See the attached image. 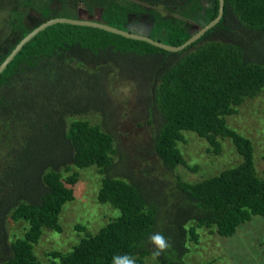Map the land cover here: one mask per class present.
<instances>
[{"label":"trees","instance_id":"16d2710c","mask_svg":"<svg viewBox=\"0 0 264 264\" xmlns=\"http://www.w3.org/2000/svg\"><path fill=\"white\" fill-rule=\"evenodd\" d=\"M101 1L86 0L95 5L105 1L101 5L118 22L108 24L123 30L130 31V20L155 13L147 36L171 46L182 44L197 31L198 27L192 31L187 28V19L205 26L219 10V0H208L205 5L201 0H174L170 11L157 4L147 7L148 1ZM49 13L43 7L46 20L54 18ZM41 23L32 28L19 23L20 40ZM230 32L243 33V41L207 44L215 33ZM17 43L0 51V64ZM108 53L154 59L156 75L158 68L165 66L154 95L161 123L151 141V152L164 166L175 169L184 164L178 145L184 141L185 132L196 133L214 146L218 135L230 137L242 160L197 182L184 181L178 175L165 181L146 170L139 171V178L118 177L109 173L117 153L111 133L81 120L61 133L63 124H59V137L69 151L67 161L79 168L99 169L103 177L98 199L110 202L118 215L97 232H86L70 250L49 253L50 264H111L114 254L123 253L142 264L144 257L151 255L147 237L154 232L163 233L171 243L156 258L158 264H189L183 256L188 235L197 237L196 225L215 224L217 232L227 236L252 216H264V177L255 168L253 146L249 139L228 128L224 118L234 114L246 99L264 91V0H224L220 22L176 53L99 28L59 23L31 39L0 75V191L21 185L16 191L27 200L14 203L12 218L28 223L24 236L13 240L0 255V264H43L33 246L44 228L61 230L59 213L73 197L66 183H74L76 174L63 179L58 169L41 165V158L25 160L31 148L28 143L39 137L32 133L51 130L54 115L75 110V90L80 84L74 83L78 86L75 88L65 86L72 73L67 71L69 62ZM171 57L177 58L167 65ZM64 96L70 104L61 98ZM45 112L47 117L42 115ZM16 162L21 166L15 168ZM142 179L149 184L144 186ZM191 221L196 225H188ZM77 227L84 229L82 225ZM2 240L0 237V244ZM262 244L264 247V240Z\"/></svg>","mask_w":264,"mask_h":264},{"label":"rangeland","instance_id":"374dc122","mask_svg":"<svg viewBox=\"0 0 264 264\" xmlns=\"http://www.w3.org/2000/svg\"><path fill=\"white\" fill-rule=\"evenodd\" d=\"M137 1H148L145 3L147 7L155 4L165 6L168 11L173 9L174 3V0ZM206 1L208 0L199 2L205 5ZM101 4L87 3L86 0H0V51L20 41L19 23L23 27L32 28L46 20L42 14L43 7L49 10V17L88 19L118 25L117 20L111 19L112 16ZM154 14H150L149 18L138 17L130 20L128 29L147 36L151 24L154 23ZM187 23L190 31L194 27H201L192 20L187 19ZM233 29L235 30L234 27ZM243 39L244 34L241 32H230L226 35L215 33L207 44L216 40L237 43ZM175 58L177 57H171L167 65L173 63ZM153 60L108 53L103 57L69 62L67 71L68 74L70 71L72 73L67 77L65 86L75 88L78 86L74 83L80 84V88L75 90V110L71 109L62 116L54 115L52 118L55 121L51 122L53 119H50L53 125L50 131L38 130L32 133V136L38 134L39 137L28 143L31 148L25 157V160L29 157L41 158V165L58 169L63 179L76 174L74 183H66L72 189L73 197L63 205L59 213L61 230L44 228L39 241L33 246L34 254L43 264L51 263L52 257L49 253L70 250L86 232H97L118 215V209L110 202L98 199L103 177L99 169L96 166L79 168L67 161L69 151L59 137V124H63L61 133H66L70 124L77 120L100 125L104 131L111 133L117 153L113 157L114 164L109 173L118 177L131 175L139 178V171L146 170L152 176L165 181L178 175L184 181L197 182L241 162V156L232 139L222 135L217 136V146H214L196 133L185 132L184 141L178 145L184 164L175 169L164 166L151 152L152 138L161 123L154 95L159 75L165 71L163 66L158 68V75L154 74L156 69L154 70ZM61 98L70 104V99L65 96ZM42 115L47 117L46 112ZM224 118L228 128L250 140L255 168L264 177V91L252 99H246L234 114ZM2 126L0 123V128ZM20 164L16 162L15 168L21 166ZM17 176L20 177V174ZM141 183L144 186L149 184L144 179ZM20 186L15 188L10 185L0 191V237L3 239L0 244L1 257L9 244L23 237L28 228V223L12 218L14 203L27 200L16 191ZM77 225L84 226V229ZM188 225L194 226L196 222L191 221ZM195 231L196 238L190 235L187 237L188 249L183 256V260L189 264H264V216H252L250 220L240 224L233 234L227 236L220 235L215 224L196 225ZM142 264L158 262L152 255H146Z\"/></svg>","mask_w":264,"mask_h":264},{"label":"water","instance_id":"95a60500","mask_svg":"<svg viewBox=\"0 0 264 264\" xmlns=\"http://www.w3.org/2000/svg\"><path fill=\"white\" fill-rule=\"evenodd\" d=\"M224 13V0H219V10H218V16L213 19L209 24L205 26H201L197 29V31L192 34L186 41H184L182 44L178 46H171L164 44L160 41H156L151 39L150 37L142 34H137L128 30H123L114 26H111L106 23L94 21V20H82V19H71L66 17H55L50 18L44 22H42L40 25H38L36 28H34L32 31H30L27 35H25L14 47V49L11 51V53L2 61L0 64V75L1 73L7 68L9 63L15 58V56L21 51V49L31 40L33 39L37 34L44 31L50 26H53L55 24H70V25H78V26H87V27H93V28H99L104 31L117 34L120 36H123L128 39L138 40L146 42L154 47L163 49L165 51L176 53L179 51H182L187 46L191 45L198 39H200L208 30L213 28L215 25H217Z\"/></svg>","mask_w":264,"mask_h":264},{"label":"clouds","instance_id":"9594fccd","mask_svg":"<svg viewBox=\"0 0 264 264\" xmlns=\"http://www.w3.org/2000/svg\"><path fill=\"white\" fill-rule=\"evenodd\" d=\"M147 242L152 245L151 255L153 258H158L171 247L169 239L161 232L151 233L147 237ZM111 264H136V259L128 253L114 254L111 259Z\"/></svg>","mask_w":264,"mask_h":264}]
</instances>
